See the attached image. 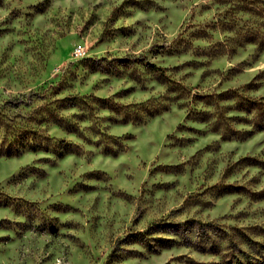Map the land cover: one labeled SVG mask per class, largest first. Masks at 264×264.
Segmentation results:
<instances>
[{
    "label": "rangeland",
    "instance_id": "obj_1",
    "mask_svg": "<svg viewBox=\"0 0 264 264\" xmlns=\"http://www.w3.org/2000/svg\"><path fill=\"white\" fill-rule=\"evenodd\" d=\"M246 238L264 0H0V264H227Z\"/></svg>",
    "mask_w": 264,
    "mask_h": 264
},
{
    "label": "trees",
    "instance_id": "obj_2",
    "mask_svg": "<svg viewBox=\"0 0 264 264\" xmlns=\"http://www.w3.org/2000/svg\"><path fill=\"white\" fill-rule=\"evenodd\" d=\"M235 187L232 185L224 186L222 193H229L235 191ZM190 221L187 220V223ZM191 222H196L197 224H202L200 220L191 219ZM165 225H162L160 221L152 222L145 230L144 233L155 232L157 230L164 229ZM244 244L249 245L251 251L243 250L239 246L236 247L228 260L227 264H264V241H258L253 239H244L241 240ZM241 242V243H242ZM239 244V243H237Z\"/></svg>",
    "mask_w": 264,
    "mask_h": 264
},
{
    "label": "built area",
    "instance_id": "obj_3",
    "mask_svg": "<svg viewBox=\"0 0 264 264\" xmlns=\"http://www.w3.org/2000/svg\"><path fill=\"white\" fill-rule=\"evenodd\" d=\"M75 53H76V54H80V53H81V49H79V48L76 49V50H75Z\"/></svg>",
    "mask_w": 264,
    "mask_h": 264
}]
</instances>
